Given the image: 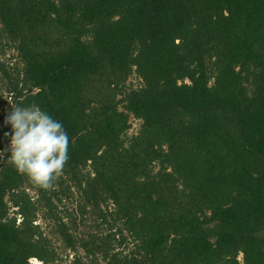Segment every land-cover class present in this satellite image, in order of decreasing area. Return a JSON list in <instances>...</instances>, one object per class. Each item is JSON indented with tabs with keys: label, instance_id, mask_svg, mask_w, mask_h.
Wrapping results in <instances>:
<instances>
[{
	"label": "trees",
	"instance_id": "obj_1",
	"mask_svg": "<svg viewBox=\"0 0 264 264\" xmlns=\"http://www.w3.org/2000/svg\"><path fill=\"white\" fill-rule=\"evenodd\" d=\"M0 85V264H264V0H0ZM16 104L67 131L52 189Z\"/></svg>",
	"mask_w": 264,
	"mask_h": 264
},
{
	"label": "clouds",
	"instance_id": "obj_2",
	"mask_svg": "<svg viewBox=\"0 0 264 264\" xmlns=\"http://www.w3.org/2000/svg\"><path fill=\"white\" fill-rule=\"evenodd\" d=\"M11 107L5 121L14 133L9 162L36 186L54 188L69 160L67 131L37 105Z\"/></svg>",
	"mask_w": 264,
	"mask_h": 264
},
{
	"label": "rangeland",
	"instance_id": "obj_3",
	"mask_svg": "<svg viewBox=\"0 0 264 264\" xmlns=\"http://www.w3.org/2000/svg\"><path fill=\"white\" fill-rule=\"evenodd\" d=\"M14 53L13 52H10V53H8V55L4 58L5 59V61H9V63L12 65V64H14L16 61L15 60H13L14 59ZM139 81L135 78V77H132V79H130V81H129V86H132V87H134V88H136V87H138L139 86ZM1 86V85H0ZM140 126H141V123H140V121L139 120H136V119H133V121H132V131H131V135H133V134H136L137 133V131H138V129H140ZM31 194H33V192L31 193ZM69 208L70 209H74V207L73 206H69ZM20 221L18 220V223H19ZM39 223L43 226L44 225V222L42 221V220H39ZM44 229H45V226H44ZM68 260L71 262V260H72V256H70V254L68 253ZM242 257H240V259H241ZM31 264H41V263H39L38 261H36V260H33L32 262H31ZM68 264H69V262H68Z\"/></svg>",
	"mask_w": 264,
	"mask_h": 264
}]
</instances>
